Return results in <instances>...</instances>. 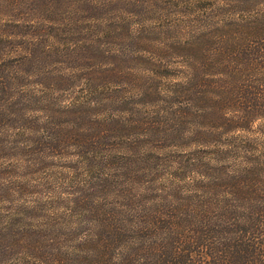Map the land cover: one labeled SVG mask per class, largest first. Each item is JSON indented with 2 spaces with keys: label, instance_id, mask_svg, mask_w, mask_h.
Masks as SVG:
<instances>
[{
  "label": "trees",
  "instance_id": "16d2710c",
  "mask_svg": "<svg viewBox=\"0 0 264 264\" xmlns=\"http://www.w3.org/2000/svg\"><path fill=\"white\" fill-rule=\"evenodd\" d=\"M0 17V264H264V0Z\"/></svg>",
  "mask_w": 264,
  "mask_h": 264
},
{
  "label": "rangeland",
  "instance_id": "374dc122",
  "mask_svg": "<svg viewBox=\"0 0 264 264\" xmlns=\"http://www.w3.org/2000/svg\"><path fill=\"white\" fill-rule=\"evenodd\" d=\"M1 18V17H0ZM3 24V22L0 19V29H1V25ZM25 178V180H24ZM8 179H10L8 177ZM52 179V178H51ZM51 179H47V174H39V173H29L28 170L26 169H21L20 170V178L19 181L21 183H19V187L18 189H25L23 191L24 198L25 200H33L35 199L36 201H40V203H43L44 205H49L48 201H47V196L45 195H37L35 192L39 191L41 188L43 190H45L43 187H45V185L47 184L48 180ZM26 181V182H25ZM52 181V180H51ZM21 185H25L23 187H21ZM53 186V184L51 185V187ZM51 191V189H46L45 193H49ZM34 192V194H32Z\"/></svg>",
  "mask_w": 264,
  "mask_h": 264
}]
</instances>
